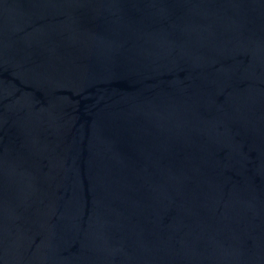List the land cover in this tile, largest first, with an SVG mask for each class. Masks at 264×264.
<instances>
[{
    "label": "water",
    "instance_id": "1",
    "mask_svg": "<svg viewBox=\"0 0 264 264\" xmlns=\"http://www.w3.org/2000/svg\"><path fill=\"white\" fill-rule=\"evenodd\" d=\"M0 264H264V0H0Z\"/></svg>",
    "mask_w": 264,
    "mask_h": 264
}]
</instances>
